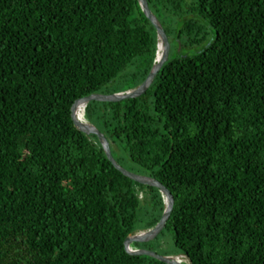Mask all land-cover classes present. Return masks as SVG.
Segmentation results:
<instances>
[{
  "label": "trees",
  "instance_id": "16d2710c",
  "mask_svg": "<svg viewBox=\"0 0 264 264\" xmlns=\"http://www.w3.org/2000/svg\"><path fill=\"white\" fill-rule=\"evenodd\" d=\"M147 2L167 60L142 94L76 114L172 192L147 242L167 230L188 264H264V0ZM158 41L138 0H0V264H167L124 249L163 194L69 114L139 85Z\"/></svg>",
  "mask_w": 264,
  "mask_h": 264
},
{
  "label": "water",
  "instance_id": "95a60500",
  "mask_svg": "<svg viewBox=\"0 0 264 264\" xmlns=\"http://www.w3.org/2000/svg\"><path fill=\"white\" fill-rule=\"evenodd\" d=\"M138 2L144 14L149 19V21L152 23V25L154 26L156 30L157 37L159 40L157 44V52H158V47L161 46L162 47L161 54L157 55L158 53L156 52L155 62L153 63L150 71L148 72L145 79L136 87L125 90V91H121V92L92 93L86 96L79 97L75 99L70 105L69 114H70L71 121L79 130L87 134H95L97 136L99 142L101 143L104 149L106 156L108 157V159L111 161V163L114 165L116 169H118L124 175L128 176L129 178L139 183H143V184H147V185H151V186H155L159 188V190L164 196L165 208L158 222L152 228L146 231L139 232L136 234H129L124 239L125 251L131 255H142V254L149 255L167 264H182L173 255L160 254L154 250H150L146 248L131 249V244L133 242H147L155 238L159 234V232L162 230V228L164 227L167 219L169 218L173 210L174 197H173L172 192L162 182H160L156 178L151 177L149 175L132 172L124 168L123 166H121L119 163H117L115 158L112 156L110 143L108 139L106 138V136L104 135V133L101 132L94 124L85 121L84 119L80 118L76 114V106L79 104L85 105L90 100L118 101L124 98L136 97L142 94L149 87V85L151 84L153 78L155 77L157 71L160 69L162 64L167 60L169 52H170V42L167 38V35L160 21L155 16V14L151 11L147 0H138Z\"/></svg>",
  "mask_w": 264,
  "mask_h": 264
},
{
  "label": "rangeland",
  "instance_id": "374dc122",
  "mask_svg": "<svg viewBox=\"0 0 264 264\" xmlns=\"http://www.w3.org/2000/svg\"><path fill=\"white\" fill-rule=\"evenodd\" d=\"M109 88H111V85H109ZM106 93V92H104ZM113 93V92H112ZM131 244V249H135V247L132 246ZM142 248L154 250L160 254H165L164 252H171L173 250V239L172 235L169 231L165 230L162 234L158 236L157 239L147 242L144 246L141 245ZM175 249V247H174ZM166 255H173L177 257H181L182 255L178 252L177 254H171L168 253ZM180 255V256H179ZM183 264H188L187 259L183 258Z\"/></svg>",
  "mask_w": 264,
  "mask_h": 264
},
{
  "label": "bare ground",
  "instance_id": "6f19581e",
  "mask_svg": "<svg viewBox=\"0 0 264 264\" xmlns=\"http://www.w3.org/2000/svg\"><path fill=\"white\" fill-rule=\"evenodd\" d=\"M161 48H162L161 46L158 47V52H157L158 54L157 55L161 54ZM84 106L85 105H82V104H80V106H79V111H80V114L82 115V117H83V112H84ZM178 259H180V258H178Z\"/></svg>",
  "mask_w": 264,
  "mask_h": 264
},
{
  "label": "clouds",
  "instance_id": "9594fccd",
  "mask_svg": "<svg viewBox=\"0 0 264 264\" xmlns=\"http://www.w3.org/2000/svg\"><path fill=\"white\" fill-rule=\"evenodd\" d=\"M182 256L181 257H177L176 256V258L178 259V258H180V259H178L179 260V262L180 263H182L183 264V258H185V256L183 255V254H181ZM180 256V255H179ZM186 259V258H185Z\"/></svg>",
  "mask_w": 264,
  "mask_h": 264
}]
</instances>
